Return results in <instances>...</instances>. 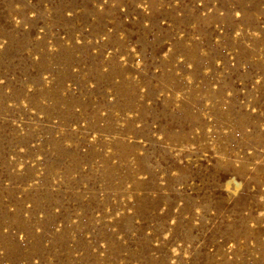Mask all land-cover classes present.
<instances>
[{"label": "rangeland", "instance_id": "374dc122", "mask_svg": "<svg viewBox=\"0 0 264 264\" xmlns=\"http://www.w3.org/2000/svg\"><path fill=\"white\" fill-rule=\"evenodd\" d=\"M0 264H264V0H0Z\"/></svg>", "mask_w": 264, "mask_h": 264}]
</instances>
